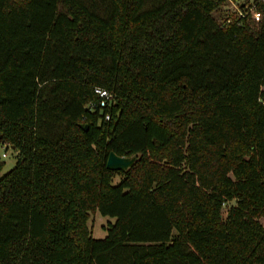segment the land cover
I'll list each match as a JSON object with an SVG mask.
<instances>
[{
	"label": "trees",
	"instance_id": "obj_1",
	"mask_svg": "<svg viewBox=\"0 0 264 264\" xmlns=\"http://www.w3.org/2000/svg\"><path fill=\"white\" fill-rule=\"evenodd\" d=\"M225 1L0 0V264H264V4Z\"/></svg>",
	"mask_w": 264,
	"mask_h": 264
},
{
	"label": "built area",
	"instance_id": "obj_2",
	"mask_svg": "<svg viewBox=\"0 0 264 264\" xmlns=\"http://www.w3.org/2000/svg\"><path fill=\"white\" fill-rule=\"evenodd\" d=\"M261 4H264V0H248L247 2H244V0H226L222 5V20H224L226 23H230L233 19L235 20L246 17L250 18L254 22H259L262 18V11L259 8ZM217 15H220L219 12ZM94 93L99 98L100 106H109L116 102V95L108 89L95 86ZM86 106L92 108V100H88L86 102ZM109 118L110 114L105 113L104 119L107 120ZM3 156H6L5 152L3 153Z\"/></svg>",
	"mask_w": 264,
	"mask_h": 264
},
{
	"label": "rangeland",
	"instance_id": "obj_3",
	"mask_svg": "<svg viewBox=\"0 0 264 264\" xmlns=\"http://www.w3.org/2000/svg\"><path fill=\"white\" fill-rule=\"evenodd\" d=\"M247 1L244 0V2ZM4 152L6 153L7 156H3ZM0 161L5 162V165L0 171V174H3L7 172L9 169H11L16 162L15 152H13L11 147L5 142L0 143ZM121 178H122L121 174H115L113 176V183L119 182ZM112 222H114V218L109 216H103L98 211H92L89 214L88 226L90 227L91 233L95 238L104 237L107 233V227L109 226V223Z\"/></svg>",
	"mask_w": 264,
	"mask_h": 264
},
{
	"label": "water",
	"instance_id": "obj_4",
	"mask_svg": "<svg viewBox=\"0 0 264 264\" xmlns=\"http://www.w3.org/2000/svg\"><path fill=\"white\" fill-rule=\"evenodd\" d=\"M87 129V125H84ZM138 156L134 155H118L114 151H110L106 159V167L113 171H127L130 169L137 161Z\"/></svg>",
	"mask_w": 264,
	"mask_h": 264
}]
</instances>
